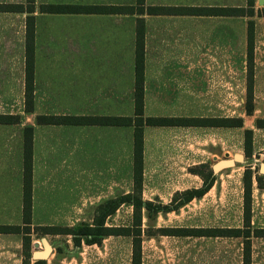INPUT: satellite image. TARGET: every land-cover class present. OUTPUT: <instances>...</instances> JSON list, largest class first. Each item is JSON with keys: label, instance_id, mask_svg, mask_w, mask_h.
<instances>
[{"label": "crops", "instance_id": "0c3cea01", "mask_svg": "<svg viewBox=\"0 0 264 264\" xmlns=\"http://www.w3.org/2000/svg\"><path fill=\"white\" fill-rule=\"evenodd\" d=\"M144 3L184 6L163 0ZM7 4L8 0H0V116L17 114L20 119L17 123L0 121V264H21L23 258L21 234L2 232L1 227L22 224L26 126L32 128L31 230L53 237L52 241L46 238L51 246L49 255L67 259L69 264L79 255L80 264H95L91 262L96 259L90 258L88 251H102L109 238L123 236L129 239L127 264H131L130 236L103 235L99 244H87L82 238L76 245L71 234L44 233L43 228L91 225L99 205L133 192V127L43 123L37 122L36 117L133 115L135 18L125 27L121 26V19L135 14L65 13L67 22L62 28L55 27L62 39H52L53 26L47 23L53 14L40 9L35 12L34 8L32 111L25 112V20L22 12H9ZM211 7L225 8L231 4ZM247 18L225 14H143L144 117L225 120L232 117L233 96L241 97V110L245 113L250 19ZM251 19L254 22L251 115L259 113L255 119L264 120V15ZM9 97L20 98L21 111L9 112ZM255 135L257 145H261L257 154L264 155V124H255ZM216 138L220 146H216ZM230 144L231 126L144 125L143 201L169 205L175 195L176 201H180L185 191L200 189L203 178L194 169L201 164L208 167L213 182L202 195L182 201L176 208L156 212L143 208V227L153 232L161 227L233 228L160 222L203 198L216 186L217 178L226 168L213 172L211 166L225 158L228 154L225 148ZM253 181L264 191V184L259 185L254 175L251 196ZM123 210L128 211L130 224L132 206L123 203L106 217L105 225L121 226L119 222L108 225L107 219L119 217ZM160 237L233 236L144 233L141 264H144L143 243ZM41 248L40 239H33L31 251ZM48 256L32 259L31 263L47 264Z\"/></svg>", "mask_w": 264, "mask_h": 264}, {"label": "trees", "instance_id": "16d2710c", "mask_svg": "<svg viewBox=\"0 0 264 264\" xmlns=\"http://www.w3.org/2000/svg\"><path fill=\"white\" fill-rule=\"evenodd\" d=\"M249 11L244 7H211V6H145L144 0H135L133 4L109 5H71V4H41L40 11L47 13H120L135 14V78L132 116H63V115H41L36 117L37 122L43 123H74V124H104L121 125L133 127V192L121 194L120 196L107 200L95 210L91 225L81 223L72 227H45L44 233H67L73 237V242L79 245L81 239L87 244L100 243L103 235H127L131 237V264H141V237L144 233L181 235H231L242 238L241 264H251V237H264L263 228L251 226V182L252 172L245 168L242 176L243 206L242 225L229 229L223 228H186V227H161L155 232L142 225V209L156 212L163 209L176 208L182 201H188L194 196L202 195L212 184L211 172L203 173L198 171L203 178V186L197 190H188L183 193V198L176 201L175 195L169 205L152 204L143 201L141 198L142 186V152H143V126L144 125H226L241 127L240 117L229 119L215 118H179V117H144L143 115V49H144V19L143 14H192L211 15L222 14L232 16H252L253 0H247ZM5 6L2 5V8ZM6 8L9 12H26L25 16V91L23 106L25 112L32 111L33 91V41H34V0H26V5L8 3ZM253 29L254 22L249 19L247 22V85L245 97V113L252 112V83H253ZM19 115L8 114L0 116L1 122L17 123ZM256 125L264 124V120L255 119ZM252 130L249 128L243 131V148L245 154H251ZM31 152H32V128L26 126L23 132V194H22V224H9L2 226V232L18 233L22 236V263H31ZM199 167H207L201 164ZM198 167V168H199ZM257 183L262 185L261 176H255ZM128 203L132 206L131 223L126 226H106L105 220L121 204ZM35 262L34 264H38Z\"/></svg>", "mask_w": 264, "mask_h": 264}, {"label": "rangeland", "instance_id": "374dc122", "mask_svg": "<svg viewBox=\"0 0 264 264\" xmlns=\"http://www.w3.org/2000/svg\"><path fill=\"white\" fill-rule=\"evenodd\" d=\"M135 0H34L35 12L41 4H71V5H104L109 6L121 4H133ZM165 3L176 5L193 6H212L231 4V7H244L249 11L247 0H163ZM8 3H17L26 5V0H8ZM153 3H156L153 1ZM146 6V5H145ZM149 6V5H148ZM25 20L26 12H22ZM50 24L52 28V39L59 38L58 28L67 22L65 13H52ZM55 14H59L56 15ZM264 15L263 2L259 4L258 0H253V15L246 16L253 18L256 15ZM66 16V15H65ZM137 15L124 17L121 19V26L131 25L132 19L136 20ZM247 18V19H248ZM127 34V33H125ZM241 97H232V117H240L243 121V127H231V144L225 148L229 157L234 153L244 155L242 162L227 167L225 171L217 178L216 186L201 199L194 200L188 206L179 210L176 214H170L166 219L160 220L162 224L176 225H195V226H220V227H241L242 225V176L245 168H250L252 176L264 175L259 172V163L264 161V155L257 154V149L261 145L256 143L255 118L259 113L253 112L252 115H246L242 111ZM9 112H18L22 110L20 98L9 97ZM217 115V114H216ZM24 117V115H23ZM186 118V117H185ZM25 119V118H24ZM245 128H252V154L250 158L245 156L243 148V131ZM196 136V134H194ZM199 134H197L198 136ZM227 136V133H226ZM216 146H220L219 139L216 138ZM203 152V151H202ZM223 157V156H220ZM213 163L214 161H210ZM209 163V164H211ZM208 167H199L205 174ZM261 183L264 184V177H261ZM251 196V226L253 228L264 227V191L257 188L253 181ZM14 210H9L13 213ZM129 213L127 210L120 211L119 217L110 216L107 224L126 225L129 224ZM45 237L52 241L53 237L46 234H34L31 230L32 240H38ZM129 249V239L127 237H111L105 242L102 251L91 250L88 255L96 259L91 263L95 264H127ZM144 264H241L242 238L241 237H160L158 240H146L143 243ZM79 255L72 259V264H80ZM32 257L30 258L32 262ZM47 264H69V261L63 258L48 256ZM251 264H264V237H251Z\"/></svg>", "mask_w": 264, "mask_h": 264}, {"label": "water", "instance_id": "95a60500", "mask_svg": "<svg viewBox=\"0 0 264 264\" xmlns=\"http://www.w3.org/2000/svg\"><path fill=\"white\" fill-rule=\"evenodd\" d=\"M258 2L259 4H262V0H258ZM224 156L225 158L219 159L212 164L211 168L213 172H217L223 168L233 166L237 162L243 161V155L241 153H234L230 158L227 153ZM259 172L264 174V161L259 164ZM40 244L42 247L40 250L31 251V257L33 259H44L51 251V246L45 237L40 238ZM35 246L37 247L38 243H35Z\"/></svg>", "mask_w": 264, "mask_h": 264}]
</instances>
